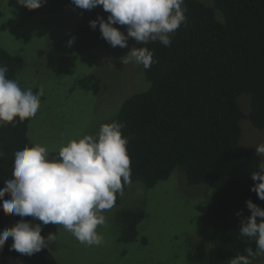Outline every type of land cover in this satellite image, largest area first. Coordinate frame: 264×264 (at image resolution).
<instances>
[{"label":"trees","instance_id":"16d2710c","mask_svg":"<svg viewBox=\"0 0 264 264\" xmlns=\"http://www.w3.org/2000/svg\"><path fill=\"white\" fill-rule=\"evenodd\" d=\"M211 2L184 0L186 19L171 35L170 46L159 41L135 46L153 52L155 63L144 68L149 87L125 99L110 122L124 125L121 131L128 139L131 183L152 187L179 167L189 184L203 183L213 190L201 234L214 241L217 258L230 260L238 254L247 255L248 247L256 251L255 240L239 232L241 218L251 215L246 201L250 198L264 208V200L251 191L255 183L251 174L264 159L254 150L238 146L242 111L237 102L242 94L249 97V120L264 131V0ZM62 9L80 13L72 29L77 52L126 50L103 39L99 25L95 30L90 27L89 21L98 16L107 20L109 13L102 6L83 10L72 0H47L38 9L25 7L23 14L52 15ZM215 10L220 13L218 20ZM114 26L126 34V25ZM0 65L7 66V78L17 80L23 61L0 47ZM29 120L17 117L0 126V152L4 153L0 157V188L12 176L13 152L32 145L27 135ZM3 199H10L9 194ZM238 211L241 216L236 215ZM9 215L15 223L21 219ZM142 216L139 210H121L117 220L123 229L133 231ZM23 219L42 223L30 216ZM49 226L42 225L41 235ZM24 258L27 264H58L47 248Z\"/></svg>","mask_w":264,"mask_h":264},{"label":"rangeland","instance_id":"374dc122","mask_svg":"<svg viewBox=\"0 0 264 264\" xmlns=\"http://www.w3.org/2000/svg\"><path fill=\"white\" fill-rule=\"evenodd\" d=\"M24 9L17 0H0V47L22 58L16 73L22 89L31 87L35 94L41 86L44 89L27 135L32 144L45 146L51 158L70 139L97 136L123 101L147 90L149 82L142 65H125L121 60L138 44L134 38L129 37L126 50L120 53L98 49L79 53L73 43L68 44L79 12L62 9L26 17ZM215 17L221 18L216 10ZM237 102L242 111L238 146L255 151L256 145L264 143V131L249 120V97L242 94ZM212 193L203 183L189 184L185 172L176 167L152 187L135 181L116 197L114 206L103 213L105 225L97 229L104 238L101 245L80 243L62 225L50 224L44 236L57 233V241L47 249L58 264H227L229 260L216 257L214 241L201 234ZM121 210L142 212L133 231L123 229L117 220ZM14 224L0 208V231ZM12 242L9 237L0 249V264H27L24 255L9 250ZM252 264H264V255L253 258Z\"/></svg>","mask_w":264,"mask_h":264},{"label":"clouds","instance_id":"9594fccd","mask_svg":"<svg viewBox=\"0 0 264 264\" xmlns=\"http://www.w3.org/2000/svg\"><path fill=\"white\" fill-rule=\"evenodd\" d=\"M47 0H17V4L29 10L40 8ZM83 10L102 6L109 15L90 20L95 30L112 47L125 48L129 37L139 45L159 41L165 46L171 44V34L185 21L184 0H72ZM115 24L126 25V34ZM74 37L68 41L69 46ZM122 62L151 67L155 60L153 52L146 47H133ZM8 68L0 65V126L35 117L40 108V97L44 95L41 86L35 94L31 87L21 88L19 82L6 76ZM124 125L117 121L103 123L97 136L85 134L78 139L63 143L56 155L50 158L49 150L41 144L24 146L13 152L11 178L0 188V201L5 214L21 217L13 226L0 231V249L9 237V250L31 256L57 241V233L41 235L42 225H62L74 237L88 246L101 245L103 235L98 226L105 225L103 213L111 209L117 194L123 195L124 186L131 184V161L127 153V137L122 135ZM256 154H264V143L255 146ZM4 153L0 152V157ZM255 182L251 191L264 200V162L251 174ZM10 199L4 200L5 194ZM251 215L242 217L239 232L254 239L256 251L245 249L247 255L238 254L227 264H252V259L264 255V208L250 198L246 201ZM241 216V212L236 213ZM32 217L42 223L23 219ZM261 218L257 221V218Z\"/></svg>","mask_w":264,"mask_h":264}]
</instances>
